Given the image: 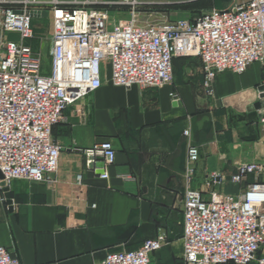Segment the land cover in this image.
I'll use <instances>...</instances> for the list:
<instances>
[{
  "label": "crops",
  "instance_id": "0c3cea01",
  "mask_svg": "<svg viewBox=\"0 0 264 264\" xmlns=\"http://www.w3.org/2000/svg\"><path fill=\"white\" fill-rule=\"evenodd\" d=\"M226 1L139 0L143 16L182 19L223 9ZM51 31L52 26L48 40ZM110 79L104 62L102 87L69 106L54 128L62 152L53 182L14 180L7 187L10 199L0 188V246L13 250L22 264H101L108 254L137 250L160 232L168 243L152 262L182 256L187 188L206 197L239 195L254 181L250 176L233 184L239 166L264 163V107H255L264 102L262 63L242 75L219 74L211 93L199 58H176L174 83L161 89H125ZM106 140L116 150L108 180L89 167L85 154ZM190 144L200 148L192 179L186 173ZM215 175L222 183L207 185Z\"/></svg>",
  "mask_w": 264,
  "mask_h": 264
},
{
  "label": "built area",
  "instance_id": "2783aa9c",
  "mask_svg": "<svg viewBox=\"0 0 264 264\" xmlns=\"http://www.w3.org/2000/svg\"><path fill=\"white\" fill-rule=\"evenodd\" d=\"M142 6L139 0H0L1 190L14 180L54 181L62 152L54 128L69 106L102 87L104 62L110 64L114 86L147 90L173 85L176 58H199L209 93L221 73L242 75L254 63L264 66V0L144 26L139 24ZM109 11L118 18L111 22ZM45 12L52 21L50 75L42 74L41 51L34 47V19ZM7 34L19 39L9 40ZM170 97L181 100L177 92ZM85 154L89 167L108 180L116 162L113 143H96ZM187 155V178L192 179L200 148L190 144ZM250 176L254 181L239 195L213 192L206 197L187 188L184 264H264V163L240 165L231 182L241 185ZM212 180L218 184L221 177ZM167 243L168 235L160 232L137 250L108 254L101 264H151ZM0 264L22 263L13 250L0 246Z\"/></svg>",
  "mask_w": 264,
  "mask_h": 264
},
{
  "label": "rangeland",
  "instance_id": "374dc122",
  "mask_svg": "<svg viewBox=\"0 0 264 264\" xmlns=\"http://www.w3.org/2000/svg\"><path fill=\"white\" fill-rule=\"evenodd\" d=\"M242 1L243 0H227L226 3L222 6V8L227 9L231 5H233L235 3L242 2ZM164 7H166V6H164ZM116 14L117 13L114 11H109L111 22L114 19V17L116 18V16H117V18H118V15H116ZM181 19L182 18H180V17L167 18V17H160V16L150 17V16L141 15L139 18V24L143 25V26L144 25H150V24L151 25H159V24H162L165 22L176 21V20H181ZM51 26H52V21L49 17H42V18H35L34 19V31H35V34L37 37V39L34 43V45H35L34 47L38 52L41 51L42 74L43 75H50L51 74V68H52V62H51V58L49 56V40H48V33L50 31ZM6 37L9 40H14V41H17L19 39V36L17 34H7ZM143 90H145V89H143ZM147 90H151V89H147ZM222 180H223V178L221 177L220 183H222ZM210 182L214 183L213 180ZM214 184H216V183H214ZM210 194H209V197H210ZM151 264H184V262L182 260V256H179V254L177 255L176 253H173L169 257H165V258L161 259L160 261H157V262L153 261V262H151Z\"/></svg>",
  "mask_w": 264,
  "mask_h": 264
},
{
  "label": "water",
  "instance_id": "95a60500",
  "mask_svg": "<svg viewBox=\"0 0 264 264\" xmlns=\"http://www.w3.org/2000/svg\"><path fill=\"white\" fill-rule=\"evenodd\" d=\"M44 17H48V12H45L44 13ZM257 109H261L262 107H264V102L263 103H258V104H256V106H255ZM5 197L7 198V199H10V194L8 193V190L6 189L5 190ZM7 204H11V202H10V200H8L7 202H6Z\"/></svg>",
  "mask_w": 264,
  "mask_h": 264
}]
</instances>
